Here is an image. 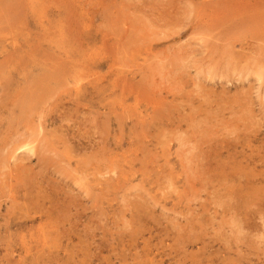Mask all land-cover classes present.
Returning <instances> with one entry per match:
<instances>
[{
	"label": "rangeland",
	"instance_id": "374dc122",
	"mask_svg": "<svg viewBox=\"0 0 264 264\" xmlns=\"http://www.w3.org/2000/svg\"><path fill=\"white\" fill-rule=\"evenodd\" d=\"M0 158V264H264V0H0Z\"/></svg>",
	"mask_w": 264,
	"mask_h": 264
},
{
	"label": "bare ground",
	"instance_id": "6f19581e",
	"mask_svg": "<svg viewBox=\"0 0 264 264\" xmlns=\"http://www.w3.org/2000/svg\"><path fill=\"white\" fill-rule=\"evenodd\" d=\"M189 2V1H188ZM191 3V2H190ZM205 30H207V29H205ZM223 37V36H222ZM206 45V44H205ZM262 45V44H261ZM248 47V46H247ZM229 55H230V53H229ZM233 55V54H232ZM231 55V56H232ZM158 56V55H157ZM157 58V57H156ZM258 69V68H257ZM176 84V83H175ZM76 86V85H75ZM76 91V90H75ZM45 114V113H44ZM96 124V123H95ZM42 143V142H41ZM193 143H195V142H193ZM42 145V144H41ZM79 147V146H78ZM1 159V158H0ZM201 162V161H200ZM188 164V163H187ZM202 164V163H201ZM15 169V168H14ZM15 171H16V169H15ZM209 172V171H208ZM17 179H18V176H17ZM21 180V179H20ZM18 182V181H17ZM15 186V185H14ZM236 197V196H235ZM233 200V199H232ZM234 201V200H233ZM236 213V212H235ZM244 215V214H243ZM242 218V217H241ZM240 219V218H239ZM225 224V223H224ZM230 224V223H229ZM236 224V223H235ZM241 224V223H240ZM242 225V224H241ZM240 225V226H241ZM243 225H244V223H243ZM246 225V224H245ZM249 225V224H248ZM253 225V224H252ZM237 226V225H236ZM245 227V226H244ZM95 228V227H94ZM237 228H240V227H237ZM242 228V227H241ZM246 229V228H245ZM244 230V229H243ZM242 232V231H241ZM230 233V232H229ZM244 233H246L245 231H244ZM250 233V232H249ZM238 234H240V233H238ZM247 235H248V233H246ZM246 237V236H245ZM251 239V238H250ZM237 240V239H236ZM235 240V241H236Z\"/></svg>",
	"mask_w": 264,
	"mask_h": 264
}]
</instances>
